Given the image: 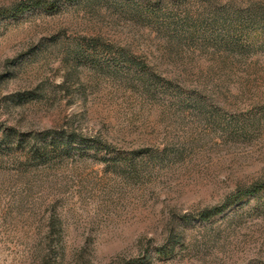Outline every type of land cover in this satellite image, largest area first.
Masks as SVG:
<instances>
[{
    "label": "rangeland",
    "instance_id": "1",
    "mask_svg": "<svg viewBox=\"0 0 264 264\" xmlns=\"http://www.w3.org/2000/svg\"><path fill=\"white\" fill-rule=\"evenodd\" d=\"M261 184L264 0H0V264H264Z\"/></svg>",
    "mask_w": 264,
    "mask_h": 264
},
{
    "label": "trees",
    "instance_id": "2",
    "mask_svg": "<svg viewBox=\"0 0 264 264\" xmlns=\"http://www.w3.org/2000/svg\"><path fill=\"white\" fill-rule=\"evenodd\" d=\"M23 12V9L19 11V13ZM31 154L33 155H37V154H41L40 149H32L31 150ZM264 189V184L261 185H255L249 189L243 190V191H239L231 200L234 203H238L241 200H248L250 197L257 195L258 193H260L262 190ZM224 209H212V210H207L204 211L200 216L199 219H201L202 221H208L211 218H213L216 215H219L223 212Z\"/></svg>",
    "mask_w": 264,
    "mask_h": 264
}]
</instances>
